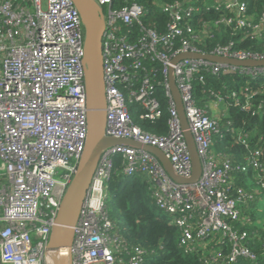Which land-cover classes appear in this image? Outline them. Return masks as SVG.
<instances>
[{"label": "built area", "instance_id": "1", "mask_svg": "<svg viewBox=\"0 0 264 264\" xmlns=\"http://www.w3.org/2000/svg\"><path fill=\"white\" fill-rule=\"evenodd\" d=\"M95 1L102 7L106 23L105 135L156 147L169 160L176 176L190 178L191 158L169 89L168 73L172 71L200 159L201 175L194 183H176L156 158L143 150L125 146L104 150L74 228L72 264H144L148 255L138 247L128 249L106 211V189L115 154L122 156L124 176L138 174L148 179L157 207L178 229V245L185 251L207 252L202 256L206 264H259L257 255L248 250L249 237L244 229L253 220L242 215V203L252 195L241 188L232 193L227 190L231 164L228 158L213 152L211 143L218 132V121L197 108L191 95L194 78L203 80L202 73L215 74L220 69L229 73L234 67L200 59L173 62L184 53L199 54L186 40L175 51L170 50L172 41L183 33L180 23L191 14V8L182 16L174 11L179 6L163 7L171 22L167 35L158 37L142 26L146 14L142 7L132 4L115 11L111 8L113 0ZM226 8L236 11L237 26H250L243 17L244 4L230 0ZM119 22L140 28L137 44L116 38ZM187 31L191 32L189 28ZM83 39L79 15L67 0H0V264H51L49 235L86 139ZM160 43L167 49L158 51ZM148 55L161 63L165 80L169 120L164 137L149 135L133 125L117 87L130 78L123 61L133 59L132 68L136 69L139 59ZM212 55L264 61V55L228 53L227 49ZM244 72L264 76V66L246 67ZM131 96L145 110V119L154 121L161 116L148 80L144 79L141 89ZM259 157L256 151L248 158L264 188V163ZM260 200L264 202L263 197ZM262 220L254 224L264 229Z\"/></svg>", "mask_w": 264, "mask_h": 264}, {"label": "trees", "instance_id": "2", "mask_svg": "<svg viewBox=\"0 0 264 264\" xmlns=\"http://www.w3.org/2000/svg\"><path fill=\"white\" fill-rule=\"evenodd\" d=\"M229 1L113 0L111 8L116 11L132 4L142 7L146 13L141 19L142 26L155 31L158 37L167 35V24L171 22V16L162 12L163 7L179 6L174 11H179L182 16L191 8V14L180 23L183 33L172 41L171 51L186 40L204 55L216 54L220 49H227L228 53L264 55V24L261 25L264 0H237L245 5L243 17L247 23L250 22V26L245 27L235 24L239 16L234 9L226 8ZM227 19L232 22L226 23ZM117 27L118 40L127 44L138 43L141 31L136 24L126 26L119 22ZM164 49L167 48L162 43L157 45L158 51ZM139 60L140 66L136 69L132 68L133 59L123 61L130 78L117 87L124 97L126 112L133 125L149 135L164 137L168 133L169 105L163 87L162 66L150 55ZM245 68H231L233 70L229 73L222 69L215 74L204 72L203 80L194 78L191 81V95L197 108L218 121V132L212 136L211 143L213 152L220 157L225 156L231 164L230 188L225 189L232 193L234 189L241 188L252 195L250 200L242 203V215L253 220L244 228L249 237L247 247L257 255V262L264 264L261 262L264 260V229L254 224L258 219V203L260 198H264V188L258 183V175L248 158L259 151V160L264 163V76H252L244 72ZM144 79L152 85V97L158 101L161 110V116L154 121L144 118L145 110L131 96L132 92L137 93L141 89ZM213 106L217 107L216 111ZM112 161L106 189V211L118 235L126 240L128 249L131 251L138 247L144 250L148 254L144 264H206L202 256L207 252H187L178 245L180 233L169 223V215L157 207L149 191L148 179L138 174L124 176L121 155H113Z\"/></svg>", "mask_w": 264, "mask_h": 264}, {"label": "water", "instance_id": "3", "mask_svg": "<svg viewBox=\"0 0 264 264\" xmlns=\"http://www.w3.org/2000/svg\"><path fill=\"white\" fill-rule=\"evenodd\" d=\"M77 11L84 31L82 63L84 68V94L86 106V139L76 170L68 184L52 226L48 249L55 254L54 264H72L71 247L74 228L96 173L102 153L113 146H125L143 150L162 165L167 175L176 183H194L201 175L200 159L189 131L180 95L172 71L168 73L169 89L172 94L183 136L191 158L192 174L188 179L175 175L166 156L156 147L144 145L130 139L111 138L105 135L107 124V100L104 77L103 37L106 30L105 15L95 0H67ZM184 59H200L223 66L259 67L264 61L236 60L217 55L184 53L173 62Z\"/></svg>", "mask_w": 264, "mask_h": 264}, {"label": "rangeland", "instance_id": "4", "mask_svg": "<svg viewBox=\"0 0 264 264\" xmlns=\"http://www.w3.org/2000/svg\"><path fill=\"white\" fill-rule=\"evenodd\" d=\"M258 209H260L261 210V213L260 212H257L256 213V216H257V220H261L262 218H263V209H264V202L263 201H260L259 203H258ZM255 224H256V222H255ZM262 224L264 225V220H262Z\"/></svg>", "mask_w": 264, "mask_h": 264}, {"label": "bare ground", "instance_id": "5", "mask_svg": "<svg viewBox=\"0 0 264 264\" xmlns=\"http://www.w3.org/2000/svg\"><path fill=\"white\" fill-rule=\"evenodd\" d=\"M55 256H56V255L53 254V255H51V256L49 257V261H50L51 264H54L53 258H54ZM56 258H57V257H55L54 259H56Z\"/></svg>", "mask_w": 264, "mask_h": 264}, {"label": "crops", "instance_id": "6", "mask_svg": "<svg viewBox=\"0 0 264 264\" xmlns=\"http://www.w3.org/2000/svg\"><path fill=\"white\" fill-rule=\"evenodd\" d=\"M213 109H214V111H216L217 110V107L213 106Z\"/></svg>", "mask_w": 264, "mask_h": 264}]
</instances>
